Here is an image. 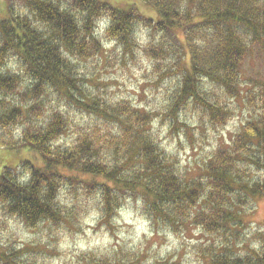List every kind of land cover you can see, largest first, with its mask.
Listing matches in <instances>:
<instances>
[{
	"label": "trees",
	"instance_id": "16d2710c",
	"mask_svg": "<svg viewBox=\"0 0 264 264\" xmlns=\"http://www.w3.org/2000/svg\"><path fill=\"white\" fill-rule=\"evenodd\" d=\"M137 4L154 16L140 12ZM100 20L124 52L133 49L135 27L146 30L149 42L143 52L156 69L167 62L166 70L175 69L180 79L174 107L198 106L217 123L227 110L202 99L208 94L203 83L234 99L248 87L246 102L254 105L256 116L227 148L216 149L199 176L185 179L175 172L149 134L146 116L128 106L101 105L79 88L73 62L101 53L95 36ZM257 47H264V0H0V149L28 148L42 163L2 169L0 210L30 228L66 223L73 216L61 210L58 195L67 189L93 201L97 224L106 228H113L127 199L142 204L152 225L191 223L210 235L242 227L238 219L245 206L264 196V184L250 180L254 171L264 173V78L245 80L242 74ZM10 60L16 72L5 71ZM20 90V101L27 105L8 99ZM48 97L100 124L63 143L70 130L68 115L52 113L44 123L36 121L45 115ZM109 124L117 126L116 134L103 129ZM206 257V264H264V246L243 257L231 256L227 246L210 247ZM85 264L142 260L139 252L120 249L88 254Z\"/></svg>",
	"mask_w": 264,
	"mask_h": 264
},
{
	"label": "rangeland",
	"instance_id": "374dc122",
	"mask_svg": "<svg viewBox=\"0 0 264 264\" xmlns=\"http://www.w3.org/2000/svg\"><path fill=\"white\" fill-rule=\"evenodd\" d=\"M137 7L140 12L154 16L150 8L142 4H137ZM105 27V22L100 20L95 30L102 46L101 53L87 60H73L81 79L79 88L86 97L97 100L101 105L128 106L146 116L149 134L155 138L175 172L185 179L199 176L200 168L205 166L216 149L227 148L241 127L256 116L254 105L246 102L248 87L244 86L240 97L234 99L224 97L211 84L202 81L203 91L208 93L202 94V99L207 104L216 101L227 110L225 118L217 123H213L209 114L198 106L174 107L180 79L175 69L166 70L167 62H161L160 68L156 69L155 62L143 52L149 42L146 30L135 27L133 49L124 52L108 37ZM17 69V64L10 60L5 71L16 72ZM242 74L245 80L264 78V47H257L254 55L244 61ZM20 92L8 99L27 105L20 101ZM43 104L46 112L36 120L39 123H44L52 113L68 115L70 130L63 143L72 142L82 132L100 124L97 119L94 121L81 114L64 101L57 103L48 97ZM97 127L102 130L101 125ZM103 129L110 130L111 134L118 131L113 124ZM25 161L36 167L42 164L38 154L28 148L0 149V173L4 167L14 169ZM250 180L264 184V173L254 171ZM58 203L61 210L73 217H69L66 223H41L33 228L0 210V254L6 258L0 264H85L88 254L104 255L120 249L139 252L142 264H206L210 247L227 246L231 256L243 257L254 250L260 251L264 246V196L245 206L238 219L242 227L231 228L224 233L219 231L215 235L191 223H178L171 228L162 224L152 225L138 200L125 201L113 228L97 224L93 201L80 200L67 193V189L59 192ZM234 230L238 232L236 235Z\"/></svg>",
	"mask_w": 264,
	"mask_h": 264
}]
</instances>
